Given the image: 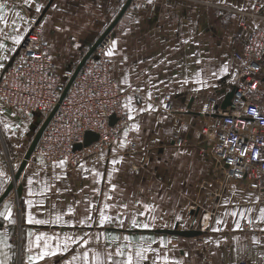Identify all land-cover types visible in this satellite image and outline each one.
<instances>
[{"label": "crops", "instance_id": "obj_1", "mask_svg": "<svg viewBox=\"0 0 264 264\" xmlns=\"http://www.w3.org/2000/svg\"><path fill=\"white\" fill-rule=\"evenodd\" d=\"M230 2L262 5L258 0ZM0 4L4 5L0 73L36 25L56 76L65 82L67 73L123 10L109 31L112 39L105 58L112 78L125 92L127 118L110 154L101 149L71 165L61 159L46 163L33 151L14 184L21 186L20 195L12 190L0 202V212L8 205L15 221L10 224L0 216V264H85V251L87 264H95L94 253L104 264H110L107 253L124 264L129 252L133 264H264L260 219L264 202L246 186L227 179L226 166L217 164L200 134L214 120L213 109L231 89L228 79L240 65L237 56L244 43L235 41L238 18L186 0H0ZM113 41L115 50L108 56ZM166 95L174 105L172 115L164 111ZM41 123L38 115L23 117L0 101V197L13 180L10 166L19 167ZM191 204L197 206L195 212L188 211ZM102 212L111 218L103 225ZM29 214L49 223L29 224ZM203 214H210L209 219ZM57 215L62 217L59 223ZM133 219L137 227L132 226ZM175 227L198 229L201 234L156 232ZM41 234L53 238L49 241L53 249L57 243L62 248L66 237L76 243L70 240L66 252L30 261L43 249L44 241L39 247L36 241ZM117 250L124 255L116 256ZM137 251L145 259L136 257Z\"/></svg>", "mask_w": 264, "mask_h": 264}, {"label": "built area", "instance_id": "obj_2", "mask_svg": "<svg viewBox=\"0 0 264 264\" xmlns=\"http://www.w3.org/2000/svg\"><path fill=\"white\" fill-rule=\"evenodd\" d=\"M186 1L213 5L232 16L243 17L235 35L236 42L244 43L242 54L237 56L240 65L228 79L235 92L224 110L218 108L217 116L213 112L214 120L202 127L200 134L217 164L226 166L227 179L246 186L256 193L259 202H264V14L258 2L244 11L227 7L222 0L220 4L211 0ZM110 42L107 34L84 61L61 100L66 82L56 76L48 46L36 25L29 28L18 45L12 64L0 73L1 103L23 117L38 115L42 122L57 106L34 148L46 163L61 159L77 165L112 144L122 122L125 92L110 76L104 55ZM74 69L67 73V79ZM164 99V111L172 115L170 95ZM112 115L116 122L110 125ZM88 130L95 132L98 140L74 150L73 146L83 141ZM177 142L181 143V139ZM240 149H246V153L241 155ZM14 172L11 165V177ZM193 207L197 208L195 204ZM209 216L203 214V218Z\"/></svg>", "mask_w": 264, "mask_h": 264}, {"label": "water", "instance_id": "obj_3", "mask_svg": "<svg viewBox=\"0 0 264 264\" xmlns=\"http://www.w3.org/2000/svg\"><path fill=\"white\" fill-rule=\"evenodd\" d=\"M49 4L43 9L41 15L39 18H41V16L45 13L46 9L48 8ZM123 10L119 13V15L117 16V18L115 19V21L100 35V37L97 39V41L94 43V45L89 49V51L83 56V58L80 60V62L77 64V66L75 67L72 75L70 78L67 79L66 81V85L61 93L60 99L61 100L69 85L71 84L72 80L74 79L75 75L77 74V72L79 71V69L81 68V66L83 65L84 61L90 56V54L94 51V49L96 48V46L98 45V43L109 33V31L111 30V28L113 27V25L115 24V22L118 20V18L120 17V15L122 14ZM18 53V49H16L15 53L10 57L9 61L6 63L4 69L8 68L13 60H14V56ZM235 92V88L234 86H231V89L227 92H225L224 98L221 101V103L216 104L213 112L215 113L214 115L217 116V109H221L224 110L229 104H230V100L233 96V93ZM57 106L54 107V109H52V111L50 112V114L42 121L39 129L37 130L30 146L28 147L26 154L23 157L22 162L20 163L19 167L15 170L14 175H13V180L12 182H10V184L8 185V187L6 188V190L4 191V193L1 195L0 197V202L1 200L7 196V194L12 191L15 190L16 196L20 195L21 192V186H15V182L17 181L21 171L23 170L26 161L29 159L30 155L33 153L34 148L37 144L38 139L40 138L45 126L47 125V123L49 122V120L51 119L53 113L55 112ZM116 122V118L114 115L110 116L109 118V124L113 125ZM98 140V135L93 132V131H86L84 133V137H83V141L81 143L75 144L73 146L74 150H79L82 147L88 146L90 144H92L93 142ZM156 232H161V233H167V234H173V235H179L182 237H196L199 236L201 234V231L198 229H185V230H180L177 227H175L174 229H158L156 230Z\"/></svg>", "mask_w": 264, "mask_h": 264}, {"label": "snow or ice", "instance_id": "obj_4", "mask_svg": "<svg viewBox=\"0 0 264 264\" xmlns=\"http://www.w3.org/2000/svg\"><path fill=\"white\" fill-rule=\"evenodd\" d=\"M222 2H226V0H222ZM149 3H151V0H149ZM253 7H255V5H253ZM261 7L264 8V5H261ZM3 8H4V5L3 4H0V11H2ZM36 10L39 11L40 9L37 8ZM0 19H2V17H0ZM114 50H115V41H113L112 48L109 49V51L106 54L108 56H112ZM197 63H199V61H197ZM213 75H215V73H213ZM251 87H255V85H252ZM126 107H127V105H126ZM148 110H150V106H149V109ZM129 118L131 119L132 117L130 116ZM133 128L135 130H137V131L139 130V126L138 125H133ZM125 135H127V133H125ZM239 151L241 152V155H244L246 153V149H240ZM254 158H256V157L254 156ZM262 158H264V157H262ZM63 163L64 162H61V164H63ZM31 183H32V181L29 180V184H31ZM29 195H32V192L31 191L29 192ZM109 198H111V197H109ZM27 203L29 205H31L32 202L31 201H27ZM105 207H108V206L105 205ZM71 211L72 210L69 209V212H71ZM231 215L235 217L237 215V213L236 212H232ZM0 216H2L10 224H14L15 223V221L12 219L11 208L8 205H5V211L4 212H0ZM61 219H62V217L60 215H57L56 216V222L57 223H59L61 221ZM88 219L90 220L91 217H89ZM110 219L111 218L108 217V216H106L103 212L101 213V215H100V223H101V225H103V223L105 221H108ZM206 219H207V217H206ZM260 219L262 221H264V208L260 209ZM27 222L29 224H33L34 223V224H37V225H44V224L49 223L48 221H45V220H42V219H35L31 214L28 215ZM80 223L83 224L84 221H80ZM122 223L123 222L121 221V224ZM217 223H220V221H217ZM132 226L133 227H137L138 226L137 225V222L134 219L132 221ZM142 227L145 228V229H147L149 227V225L148 224H144V225H142ZM237 228H239V225L238 224H237ZM31 235H32V233H29V236H31ZM51 239H53V238L50 237V236H46L45 234H41L39 236H36L37 247L40 246L39 245V242L41 240L44 241L43 249L40 252L39 256H37V257H31L30 256L29 257V260L30 261H39V260H43L45 257L52 256V255H56L57 254V251L66 252L68 250V247H69L68 241L71 240L73 243H76V241L72 237H66L65 238V242H64L62 248H61V245L59 243H57L55 249H53L52 245L49 243V241ZM114 239H116V238L114 237ZM84 243L87 244V241H85ZM145 251H147V249H145ZM115 255L116 256H123L124 253L121 252V251H119V250H117L116 253H115ZM106 256H107V259L110 262V264H120V262H117V261H113L112 260V254L111 253H107ZM135 256L138 257L139 259H145V257L139 251H137L135 253ZM72 259L75 260V259H77V257L74 256ZM83 259L85 261V264H87V261L89 259V256H88V252L87 251H85L83 253ZM164 259H165V261H167V256H165ZM93 260L95 261V264H104V261L101 259L99 253H94L93 254ZM124 264H133V255L131 254V252H129V254L127 255L126 262H124ZM154 264H155V262H154Z\"/></svg>", "mask_w": 264, "mask_h": 264}, {"label": "rangeland", "instance_id": "obj_5", "mask_svg": "<svg viewBox=\"0 0 264 264\" xmlns=\"http://www.w3.org/2000/svg\"><path fill=\"white\" fill-rule=\"evenodd\" d=\"M213 3H215V4H220V0H211ZM255 1V0H254ZM259 2H261V4L262 5H264V0H258ZM225 5L227 6V7H232V8H240V9H242V10H244V11H248V10H250L251 9V7L253 6V4H251V5H249V6H241V5H238V4H235V3H233V2H230V0H226V3H225ZM204 7H208V8H213V9H215L216 8V6H213V5H203ZM216 9H218V8H216ZM261 9H263V8H261V6H260V10ZM220 11H222L221 9H219ZM225 12V11H224ZM225 13H227V12H225ZM261 13L262 14H264V11L263 10H261ZM233 17H235V18H238V20L240 21V20H242V18L243 17H241V16H235V15H233ZM108 34H110V33H108ZM110 37H111V39H112V36H111V34H110ZM104 55H105V53H104ZM110 65V64H109ZM110 76H111V73H110ZM111 78H112V76H111ZM113 79V78H112ZM114 80V79H113ZM119 87V86H118ZM126 120H127V118H126V114H125V112H124V102H123V116H122V122H120L119 123V125H118V129H117V132H115L114 133V138H113V141H112V144H109V145H107V147L105 148V149H102V151H107V153L108 154H110V152H112V150H115V147H116V144L119 142V132H120V129H121V127L122 126H126V123L124 124V122H126ZM123 123V124H122ZM194 205L193 204H191V205H189L188 207H187V209H188V211L190 212V211H192V212H195V210L197 209H195L194 207H193Z\"/></svg>", "mask_w": 264, "mask_h": 264}]
</instances>
